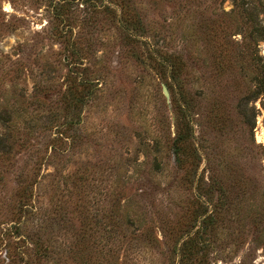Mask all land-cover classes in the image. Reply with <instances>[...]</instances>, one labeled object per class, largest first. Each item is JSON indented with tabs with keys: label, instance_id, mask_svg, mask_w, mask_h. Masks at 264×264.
Returning <instances> with one entry per match:
<instances>
[{
	"label": "rangeland",
	"instance_id": "1",
	"mask_svg": "<svg viewBox=\"0 0 264 264\" xmlns=\"http://www.w3.org/2000/svg\"><path fill=\"white\" fill-rule=\"evenodd\" d=\"M260 70L264 0H0V264H264Z\"/></svg>",
	"mask_w": 264,
	"mask_h": 264
},
{
	"label": "trees",
	"instance_id": "2",
	"mask_svg": "<svg viewBox=\"0 0 264 264\" xmlns=\"http://www.w3.org/2000/svg\"><path fill=\"white\" fill-rule=\"evenodd\" d=\"M163 65L166 64V66L168 67V69L170 71H172V78L173 80H176L179 79L178 76H177V73H179V66L178 64L176 63L175 60H172V59H166V60H163ZM255 85H256V88H257V91L259 92V94L261 93L263 96H264V71H259L256 75V78H255ZM190 111V105L188 102H183V103H178V112L180 114V116H182L181 118L186 120V117H187V114L189 113ZM187 122V120H186ZM7 128V127H6ZM192 134L190 133V127H185L183 132L178 134L177 137H176V141L178 144H183L184 142H187L190 138H191ZM8 138L9 136L7 134H3L0 136V153H4V154H7L10 152L11 150V147L10 145L8 144ZM195 155L197 156L198 153L197 151L195 150ZM179 151L177 148H175L173 150V155H174V162L175 164L178 166V167H183L184 166V163L182 161V159L179 157ZM23 182V180H22ZM21 183V182H20ZM210 185L209 187H212L214 189H217V190H220L221 191V186L218 184V181L217 180H212L210 179ZM31 183L30 181L29 182H26L24 181V184L20 187V190L18 191V196H19V203H20V206H19V211L21 213H26V212H33L35 211V207L32 205V201H33V188L30 186ZM210 188V189H212ZM224 199V198H223ZM20 213V214H21Z\"/></svg>",
	"mask_w": 264,
	"mask_h": 264
},
{
	"label": "bare ground",
	"instance_id": "3",
	"mask_svg": "<svg viewBox=\"0 0 264 264\" xmlns=\"http://www.w3.org/2000/svg\"><path fill=\"white\" fill-rule=\"evenodd\" d=\"M256 139L262 142L264 146V130L256 135ZM263 162H264V157H263Z\"/></svg>",
	"mask_w": 264,
	"mask_h": 264
},
{
	"label": "water",
	"instance_id": "4",
	"mask_svg": "<svg viewBox=\"0 0 264 264\" xmlns=\"http://www.w3.org/2000/svg\"><path fill=\"white\" fill-rule=\"evenodd\" d=\"M161 90H162L164 97L168 100L169 99V92H168L167 87L164 84L161 85Z\"/></svg>",
	"mask_w": 264,
	"mask_h": 264
}]
</instances>
